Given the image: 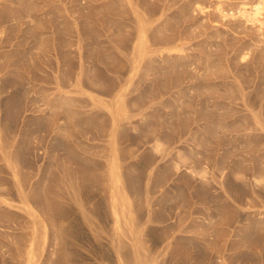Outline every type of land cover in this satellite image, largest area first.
Wrapping results in <instances>:
<instances>
[{
	"label": "rangeland",
	"instance_id": "rangeland-1",
	"mask_svg": "<svg viewBox=\"0 0 264 264\" xmlns=\"http://www.w3.org/2000/svg\"><path fill=\"white\" fill-rule=\"evenodd\" d=\"M258 1L0 0V264H264Z\"/></svg>",
	"mask_w": 264,
	"mask_h": 264
},
{
	"label": "bare ground",
	"instance_id": "bare-ground-1",
	"mask_svg": "<svg viewBox=\"0 0 264 264\" xmlns=\"http://www.w3.org/2000/svg\"><path fill=\"white\" fill-rule=\"evenodd\" d=\"M263 11H264V0H259L253 7H251L248 13L245 10H244V13L247 14L248 16L254 17L257 20V18L262 15ZM114 165H115V162H113V169L111 172H112V176L115 177V180H116V176L118 174H117L116 167ZM113 213L115 215L117 214L115 211V208H113Z\"/></svg>",
	"mask_w": 264,
	"mask_h": 264
}]
</instances>
